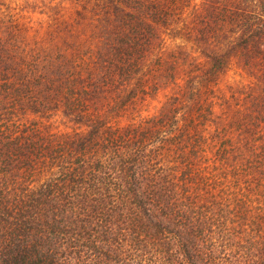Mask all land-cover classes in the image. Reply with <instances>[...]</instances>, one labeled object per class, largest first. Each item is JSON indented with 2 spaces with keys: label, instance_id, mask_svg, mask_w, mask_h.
I'll return each instance as SVG.
<instances>
[{
  "label": "trees",
  "instance_id": "16d2710c",
  "mask_svg": "<svg viewBox=\"0 0 264 264\" xmlns=\"http://www.w3.org/2000/svg\"><path fill=\"white\" fill-rule=\"evenodd\" d=\"M17 1L0 0V264H264V103L249 138L254 119L202 94L264 63V0ZM170 43L184 90L151 113Z\"/></svg>",
  "mask_w": 264,
  "mask_h": 264
},
{
  "label": "rangeland",
  "instance_id": "374dc122",
  "mask_svg": "<svg viewBox=\"0 0 264 264\" xmlns=\"http://www.w3.org/2000/svg\"><path fill=\"white\" fill-rule=\"evenodd\" d=\"M41 8L40 4L36 5L30 3V9L34 10L36 15ZM168 48L167 56H169L170 60L162 65L165 67L162 68L160 74L157 75L159 78L158 80H161L158 81L157 85L160 89L156 91L157 87L152 88L151 86L149 90V92L153 94L160 92L159 97L144 106L151 113L158 112L163 102L171 93L182 92V90H184V87L174 84L175 79H173V76L170 77L169 73L171 74V72H173L174 77L179 73V65L172 63V59L177 60L179 63L186 62L187 60L184 59L179 47L175 46L174 48L173 44L170 43ZM261 64L262 65L246 66L242 61L240 62L238 60L231 66L227 73L220 77L214 87L203 90L202 92L203 96L213 98L214 107L218 114L225 117H227V114H230L235 118L238 117L240 121L242 120L241 122H245L249 117L254 119L253 127L246 128L241 126V134L249 136V138L252 137L254 128L259 124V121H257L258 119H256L255 116H260L258 109L261 107L262 103H264L263 97L260 96L264 95V63ZM153 76L156 78V75ZM183 83L187 88V82ZM186 92H190L189 89ZM121 122H127L126 115L121 119ZM231 122L234 123L232 118ZM247 129L249 130L245 131ZM253 138L257 139L259 137L255 134Z\"/></svg>",
  "mask_w": 264,
  "mask_h": 264
}]
</instances>
